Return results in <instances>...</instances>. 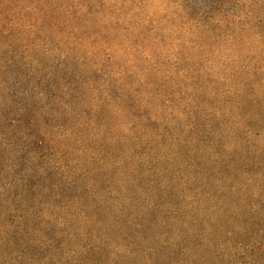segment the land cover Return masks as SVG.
<instances>
[{
  "label": "clouds",
  "instance_id": "obj_1",
  "mask_svg": "<svg viewBox=\"0 0 264 264\" xmlns=\"http://www.w3.org/2000/svg\"><path fill=\"white\" fill-rule=\"evenodd\" d=\"M0 264H264V0H0Z\"/></svg>",
  "mask_w": 264,
  "mask_h": 264
}]
</instances>
